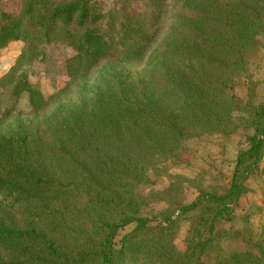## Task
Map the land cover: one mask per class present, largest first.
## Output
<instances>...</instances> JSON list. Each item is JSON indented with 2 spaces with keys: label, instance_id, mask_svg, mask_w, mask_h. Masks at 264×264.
Here are the masks:
<instances>
[{
  "label": "trees",
  "instance_id": "trees-1",
  "mask_svg": "<svg viewBox=\"0 0 264 264\" xmlns=\"http://www.w3.org/2000/svg\"><path fill=\"white\" fill-rule=\"evenodd\" d=\"M133 1L104 11L97 0H0V49L25 42L2 80L17 99L27 91L31 107L0 115V264H202L211 252L217 264H264V224L257 237L217 229L264 159V102L245 106L233 92L241 77L252 91L264 0H144L139 11ZM53 41L75 54L45 97L23 67ZM242 127L228 187L198 189L187 203L188 179L165 162L188 161V139Z\"/></svg>",
  "mask_w": 264,
  "mask_h": 264
},
{
  "label": "rangeland",
  "instance_id": "rangeland-1",
  "mask_svg": "<svg viewBox=\"0 0 264 264\" xmlns=\"http://www.w3.org/2000/svg\"><path fill=\"white\" fill-rule=\"evenodd\" d=\"M3 1L7 7H17L20 2V0ZM97 2L104 11H109L120 7L121 0L119 2L117 0H97ZM146 8L144 0L133 1L132 10L139 11ZM107 23V19L102 20L100 27L106 28ZM24 47L25 42L22 41L11 42L6 48L0 49V115L14 104H16V110L25 114L30 111L29 93L24 91L17 99L14 94V85L5 84V81L2 80ZM42 49L45 52L44 59L35 60L32 64L24 66L23 70L28 73L32 86L39 89L45 97H49L57 92L68 79L64 64L66 59L75 54V50L62 41L42 44ZM142 67L143 65L133 68L139 70ZM252 77L254 83L251 92L243 77L236 80L233 89L238 101H240L239 103L245 106H249V102L256 105L264 102V35L261 36V53L258 62L253 65ZM72 98L75 97L72 96ZM75 99L78 100V98ZM236 115L244 114L236 111ZM246 131L247 128L242 127L236 133L228 136L204 134L198 138L188 139L184 143L188 147L185 155V157H189L188 161L172 162L169 160L165 162L170 174L188 179L184 184L187 203L192 202L198 196V189L223 192L228 187L235 169L238 152L246 146ZM162 180L160 181L161 186L158 187H164L168 183L167 177ZM246 185L248 190L236 205L234 218L232 220L221 219L218 221L217 229L229 231L232 229L245 231L249 229L257 237L261 233V225L264 224V159L259 169L246 182ZM164 207H166L164 201L158 202L155 206L157 211ZM144 214H148V211L145 210ZM190 224L188 216L183 217L180 222L175 240L179 248L185 245ZM135 226L136 223H132L120 228L117 240L132 231ZM220 247L222 253L226 255L229 248L228 242H221ZM202 264H217L216 252L205 255Z\"/></svg>",
  "mask_w": 264,
  "mask_h": 264
},
{
  "label": "crops",
  "instance_id": "crops-1",
  "mask_svg": "<svg viewBox=\"0 0 264 264\" xmlns=\"http://www.w3.org/2000/svg\"><path fill=\"white\" fill-rule=\"evenodd\" d=\"M12 42H22V41H12ZM19 44V43H18ZM22 46V45H21ZM6 48V47H5ZM3 49V48H2Z\"/></svg>",
  "mask_w": 264,
  "mask_h": 264
}]
</instances>
